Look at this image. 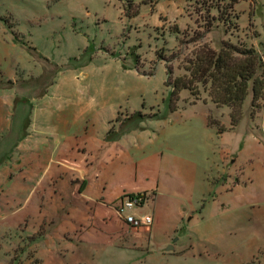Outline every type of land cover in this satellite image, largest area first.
<instances>
[{"label": "crops", "instance_id": "obj_1", "mask_svg": "<svg viewBox=\"0 0 264 264\" xmlns=\"http://www.w3.org/2000/svg\"><path fill=\"white\" fill-rule=\"evenodd\" d=\"M192 1L142 3L149 6L156 27H183L191 21L186 10ZM244 1L236 2L235 9L246 28L240 22ZM255 3L263 6L251 0L248 24L252 42L264 53ZM0 39V45L19 46L14 38ZM95 62L92 57L66 61L33 102L0 93V185L20 188L11 189L10 201L26 202L28 211L42 204L44 218L87 220L103 206L115 211L112 205L123 194L150 192L152 202L137 212L153 213L157 249L167 250L172 242L176 250L187 249L192 264H264V206H254L252 179L242 177V163L233 159L231 167L217 165L220 172L205 181L216 139L237 133L245 122V130L236 135L240 143L244 140L245 158L253 162L248 173H256L264 184V109L250 114L253 91L232 126L231 108L210 100L176 102L175 109L170 102H106ZM159 67L166 71L160 62L155 70ZM125 88L124 82L109 87L121 96ZM212 112L219 113L224 131L210 125ZM17 118L27 119L25 131L14 125ZM229 157L219 150L218 161ZM17 193L20 198L12 196Z\"/></svg>", "mask_w": 264, "mask_h": 264}, {"label": "rangeland", "instance_id": "obj_2", "mask_svg": "<svg viewBox=\"0 0 264 264\" xmlns=\"http://www.w3.org/2000/svg\"><path fill=\"white\" fill-rule=\"evenodd\" d=\"M238 1L193 0L186 10L191 18L187 25L156 27L143 0H0V38H14L19 43L17 48L0 45V93L17 95L21 100L17 102H33L66 61L92 57L106 102H171V86L166 82L188 74V59L202 45L218 51L229 41L253 47L259 54L251 39L252 24H248L251 0L239 6L240 22L248 25L246 28L237 20ZM253 1L263 4L258 8L255 3L253 11L264 29V0ZM114 60L122 67L117 68ZM158 62L165 66L166 76L163 67L155 70ZM154 70L155 74L149 75ZM121 82L126 84L125 95L117 89L110 91V86ZM184 90L176 102H213L201 83L195 94ZM257 105L250 114L264 109V96ZM28 106L25 114H29ZM218 115L212 112L211 120L218 121ZM15 120L14 125L25 131L27 119ZM245 124L237 133L245 130ZM237 133L226 132L216 139L205 181L220 172L217 165L231 167L233 159H238L242 177L252 179L249 191L254 194V206L261 208L264 184L252 170L248 173L253 162L245 158L244 140L240 143ZM219 150L230 157L218 161ZM11 189L20 188L0 185V264H192L187 249L176 250L171 242L170 249L159 250L152 243V212H147L153 216L152 225L140 228L126 225L115 212L116 204L112 205L115 213L103 206L96 217L87 220L44 218L42 204L35 203L34 210L28 211L26 202H11ZM12 196L20 198L18 193ZM152 200L153 194L145 206ZM179 236L180 232L173 240Z\"/></svg>", "mask_w": 264, "mask_h": 264}, {"label": "trees", "instance_id": "obj_3", "mask_svg": "<svg viewBox=\"0 0 264 264\" xmlns=\"http://www.w3.org/2000/svg\"><path fill=\"white\" fill-rule=\"evenodd\" d=\"M124 8L127 10V6ZM136 14L137 12L133 13ZM185 69L188 74L176 76L166 82V85L171 86L172 109L176 108V101L179 100L181 91L187 89L195 94L198 83H201L217 106L231 108V125L235 126L242 117L243 104L251 82L252 107L258 106L259 99L264 96V64L253 47L224 41L221 49L217 51L204 44L194 52L193 57L188 59ZM171 71L168 68V73ZM149 75H153V72ZM209 123L216 125L219 131L225 130L224 126L218 121L211 120V117Z\"/></svg>", "mask_w": 264, "mask_h": 264}, {"label": "built area", "instance_id": "obj_4", "mask_svg": "<svg viewBox=\"0 0 264 264\" xmlns=\"http://www.w3.org/2000/svg\"><path fill=\"white\" fill-rule=\"evenodd\" d=\"M264 63V54L259 52ZM152 193L142 192L135 194H124L116 203V212L123 219L124 223L132 228L149 227L153 223V216L147 212H137L151 199Z\"/></svg>", "mask_w": 264, "mask_h": 264}, {"label": "water", "instance_id": "obj_5", "mask_svg": "<svg viewBox=\"0 0 264 264\" xmlns=\"http://www.w3.org/2000/svg\"><path fill=\"white\" fill-rule=\"evenodd\" d=\"M167 249H170V246Z\"/></svg>", "mask_w": 264, "mask_h": 264}]
</instances>
